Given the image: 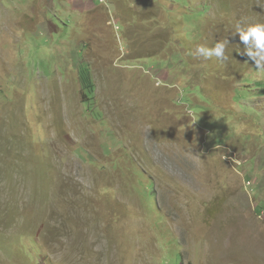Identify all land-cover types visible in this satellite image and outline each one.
I'll return each instance as SVG.
<instances>
[{"label":"rangeland","instance_id":"1","mask_svg":"<svg viewBox=\"0 0 264 264\" xmlns=\"http://www.w3.org/2000/svg\"><path fill=\"white\" fill-rule=\"evenodd\" d=\"M256 24L264 0H0V264H264Z\"/></svg>","mask_w":264,"mask_h":264},{"label":"clouds","instance_id":"2","mask_svg":"<svg viewBox=\"0 0 264 264\" xmlns=\"http://www.w3.org/2000/svg\"><path fill=\"white\" fill-rule=\"evenodd\" d=\"M240 39L245 44L251 41L256 49H258L255 55H261V53H264V24L250 25L246 31L240 32ZM200 51L207 52L208 55L222 57L225 54V46L223 43H219L215 46V48L211 50L201 48ZM249 55L252 54L249 53ZM261 60H264V55H261ZM261 60H258L256 62L257 66L260 69V71L256 73V75L259 77H264V65H261Z\"/></svg>","mask_w":264,"mask_h":264},{"label":"trees","instance_id":"3","mask_svg":"<svg viewBox=\"0 0 264 264\" xmlns=\"http://www.w3.org/2000/svg\"><path fill=\"white\" fill-rule=\"evenodd\" d=\"M87 81H88V79H87Z\"/></svg>","mask_w":264,"mask_h":264}]
</instances>
